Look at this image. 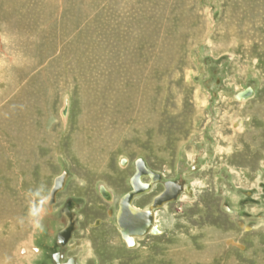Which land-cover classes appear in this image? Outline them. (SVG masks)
Listing matches in <instances>:
<instances>
[{"label": "rangeland", "instance_id": "obj_1", "mask_svg": "<svg viewBox=\"0 0 264 264\" xmlns=\"http://www.w3.org/2000/svg\"><path fill=\"white\" fill-rule=\"evenodd\" d=\"M138 158L162 181L134 206L190 192L130 248L114 213ZM69 199L76 264H264V0H0V264H51L42 220Z\"/></svg>", "mask_w": 264, "mask_h": 264}, {"label": "water", "instance_id": "obj_2", "mask_svg": "<svg viewBox=\"0 0 264 264\" xmlns=\"http://www.w3.org/2000/svg\"><path fill=\"white\" fill-rule=\"evenodd\" d=\"M254 95V90L251 86L236 93L235 98L238 100L248 99ZM67 104L64 105L62 109V114L66 113ZM125 159L121 161V164H125ZM149 178V182H142V178ZM66 175L64 173L57 175L52 182V186L48 193V199L46 201V207L51 209V206L55 202V196L58 191H60L65 182ZM161 175L153 172L149 169L145 162L138 158L134 162V173L129 178L130 189L125 192L119 199L117 203V210L115 212V223L117 230L125 242L127 247L133 248L136 246L135 238L136 236H143L147 234L150 230L151 234H158L159 226L154 223V211L162 207L167 202L175 200L182 191L181 184L184 182L182 180L177 181H164L163 190L155 195L151 200L150 204L141 209H137L132 206V201L135 197L140 196L144 193L149 192L152 186L161 181ZM184 190L190 192V188L185 186ZM98 193L105 200H110V193L104 187V185H99ZM75 205L74 202L70 201L66 203L65 209L69 210ZM223 210L232 213L233 211L228 206H223ZM154 223V224H153ZM72 229V222L68 220V227L65 226L64 229L57 233L58 242L64 243L68 239V234ZM66 230V231H65ZM61 231L64 232L63 237H60ZM134 236V237H133Z\"/></svg>", "mask_w": 264, "mask_h": 264}, {"label": "flooded vegetation", "instance_id": "obj_3", "mask_svg": "<svg viewBox=\"0 0 264 264\" xmlns=\"http://www.w3.org/2000/svg\"><path fill=\"white\" fill-rule=\"evenodd\" d=\"M178 179L176 180H171V181H177ZM147 181V180H146ZM161 181H162V178H161ZM160 181V182H161ZM164 182V181H163ZM162 182V190L164 188V184ZM157 184V183H156ZM154 187V186H153ZM181 188H182V191L184 190L185 188V184L184 182L181 184ZM130 189V188H129ZM161 190V191H162ZM128 191V190H127ZM126 191V192H127ZM160 191V192H161ZM182 191H180V193H182ZM185 191V190H184ZM159 192V193H160ZM179 193V194H180ZM157 195V194H156ZM179 196V195H178ZM177 196V197H178ZM72 201L71 199L69 200H65V202L63 203V205H61V208H59L58 212H52L51 214H49L47 216L46 219L42 220L43 223H42V226H43V235H41L42 239L44 238V244L40 245L39 246V252L40 253H44L43 255V262L44 260L47 258L48 256V260L51 264H76V261L73 257H70L68 256L66 259H62L63 258V249H65V247L67 246L68 242L70 241V239L72 238L73 234L75 233V231L77 230V223L79 222L80 220V217L79 216H75L73 213H72V210L75 208V205L72 206V208H70L69 210H66L65 209V206H66V203L67 202H70ZM55 204V203H54ZM144 208V207H142ZM114 218H115V213H114ZM68 220L72 222V229L71 231L69 232L68 234V239L64 242V243H59L56 236H57V233L64 229L65 226L68 227ZM98 221V222H97ZM115 222V221H114ZM94 223L96 225L100 224V219H97L96 222L94 221ZM51 224H59V228L58 230L55 232V237L53 239V243L49 244V246L47 245V238H48V227L49 225ZM115 226H116V223H115ZM46 233V234H45ZM47 235V236H46ZM122 239V238H121ZM125 243V242H124ZM42 256V255H41Z\"/></svg>", "mask_w": 264, "mask_h": 264}, {"label": "bare ground", "instance_id": "obj_4", "mask_svg": "<svg viewBox=\"0 0 264 264\" xmlns=\"http://www.w3.org/2000/svg\"><path fill=\"white\" fill-rule=\"evenodd\" d=\"M17 44L21 47V48H23L24 47V41H22V40H19L18 42H17ZM16 47V46H15ZM16 49H17V47H16ZM17 51V50H16ZM15 52V51H14ZM17 53H18V51H17ZM14 54V53H13ZM242 100H245V99H242ZM98 131V130H97ZM93 133V132H92ZM41 137H37L36 138V141H38L39 139H40ZM103 142V141H102ZM6 143V142H5ZM94 144V143H93ZM97 146V145H96ZM90 147V146H89ZM86 148V147H85ZM98 148V147H97ZM96 147L94 148V149H97ZM45 150V149H44ZM93 152H94V150H93ZM42 153H43V151H42ZM35 155V157H37V155L39 154V152L38 153H34ZM38 160V159H37ZM41 160V159H40ZM126 160V159H125ZM26 167H28V166H26ZM30 168V167H29ZM27 170H29L28 168H27ZM148 178V177H147ZM142 180V182H149V181H144L143 179H141ZM155 185V184H154ZM153 185V186H154ZM152 186V187H153ZM108 190V189H107ZM110 193V192H109ZM110 197L112 198V196H111V193H110ZM132 206L133 207H135V208H137V209H141V210H143V208H139V207H136V206H134L133 204H132ZM154 214H155V211H154ZM154 224V223H153ZM66 231V230H65ZM159 232H160V229H159ZM147 234H151L150 233V230L147 232ZM63 235H64V232L63 231H61V234H60V237H63ZM146 235V234H145ZM140 236V235H139ZM144 236V235H143ZM134 237V236H133ZM136 237H138V236H136ZM135 238V237H134ZM212 249L213 248H215V247H211ZM213 251V250H212ZM212 251H211V254H212Z\"/></svg>", "mask_w": 264, "mask_h": 264}]
</instances>
